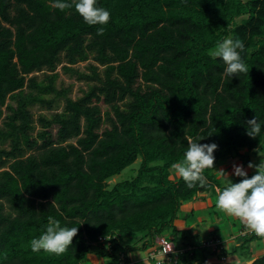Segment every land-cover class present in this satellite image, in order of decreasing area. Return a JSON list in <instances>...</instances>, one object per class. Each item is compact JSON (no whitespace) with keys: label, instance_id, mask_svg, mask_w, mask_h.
<instances>
[{"label":"trees","instance_id":"1","mask_svg":"<svg viewBox=\"0 0 264 264\" xmlns=\"http://www.w3.org/2000/svg\"><path fill=\"white\" fill-rule=\"evenodd\" d=\"M97 6L110 12L106 25H88L74 5L61 11L54 0H0V264H82L90 254L130 264V252L147 250L165 231L183 235L174 224L183 203L226 186L218 163L264 152V130L246 135L248 120L264 121V0ZM227 37L243 41L249 68L231 80L210 56ZM89 59L96 64L87 73L74 67ZM58 65L89 82L81 96L56 87ZM60 99L62 110L34 118L32 106L52 110ZM198 136L217 145L215 160L205 185L188 189L171 165ZM138 158L132 178L108 185ZM50 219L78 228L61 255L30 248ZM259 237L243 236L233 252ZM200 242L181 240L177 246H197L174 264H191L199 249L228 254ZM253 261L264 264V254Z\"/></svg>","mask_w":264,"mask_h":264},{"label":"clouds","instance_id":"2","mask_svg":"<svg viewBox=\"0 0 264 264\" xmlns=\"http://www.w3.org/2000/svg\"><path fill=\"white\" fill-rule=\"evenodd\" d=\"M57 9L63 11L73 5L76 12L88 25H106L109 22L110 12L97 6V0H54ZM98 31L102 32L103 28ZM244 49L242 40L227 37L218 43L211 51L212 58H219L225 65L224 75L227 78L238 76L241 73H248L249 68L241 57ZM264 130V121L256 117L247 121L246 135L255 138ZM203 136L193 139L184 152L183 159L171 165L174 173L183 179L188 189L197 185L203 186L206 177L203 172L206 168H213L215 157V143H198ZM249 168H255L256 172L250 178L242 165H235L233 175L241 177L239 182L233 183L228 179L226 186L221 190L217 189L218 196L216 207L225 213L234 216L245 223L246 226L257 236L264 237V161ZM77 227L61 226L60 222L50 219L46 229L30 241L32 252H44L61 255L66 252L72 244L73 237L76 236ZM246 264H254L248 259Z\"/></svg>","mask_w":264,"mask_h":264},{"label":"rangeland","instance_id":"3","mask_svg":"<svg viewBox=\"0 0 264 264\" xmlns=\"http://www.w3.org/2000/svg\"><path fill=\"white\" fill-rule=\"evenodd\" d=\"M88 63H95V62L92 59H89L87 61H83V62H79V63L75 64L74 67L79 69L80 71H84L87 73L89 71L87 69ZM99 69H101V66H99ZM57 71H58L59 75L56 79V87L57 88H61V87L70 88L69 96H71L72 98H77V97L81 96L82 92L85 89H87L89 82L78 80L74 75H70V74L64 72L61 68V65L57 66ZM43 72L45 73L47 71L46 70L38 71V72H35V74L38 76L39 79H41L43 77ZM62 108H63V100L60 99L54 104V107L52 110L45 109L43 107H40L39 105L32 106L31 110L33 112L34 118L36 119V117L39 114H44V115L49 116L51 112H53L55 110L60 111V110H62ZM0 124H1V122H0ZM36 126L38 128V124ZM245 152H246L245 149L241 150L242 154H244ZM250 159L251 160H248V158H244V156L239 157L237 154H232L230 156H227L224 160H222L220 163H218L217 168H216L217 175L222 177L223 183H226L228 181V179L232 181L238 177V176L233 175V170H234L235 165H242L244 170L246 171V173L254 172L256 169L254 167L249 168L248 164H249V162H251L253 165H255V164H259L260 162L264 161V152H260V153H258V155H254V154L250 155ZM139 163H140V158L136 159L132 164L125 167L120 173L111 177L108 180V185L112 186L114 183H116L118 181L132 178L137 172ZM171 177L177 178L178 175H176L173 172ZM216 190H217V188H216ZM207 193H209V192H207ZM208 195H210V193ZM211 195H212L211 196V198H212L211 202L213 203V205H210L211 207L209 206V207H205L203 209L200 208L199 210H201V211L195 212L193 214L189 213L188 215L184 214L180 209L179 216L188 218V222L194 221L196 223V229L198 227H201L202 225H205L202 223L210 222L211 223L210 225L219 226L222 231L227 232L229 227H230V221H229L230 219L228 218L229 216L227 215V213H225L224 211H222L216 207L217 196H215V194H211ZM198 216H202L203 221H200L198 219ZM217 219H220V221L218 223H216ZM201 232H202L200 234L201 237L202 236H209L208 235L209 232L206 231L204 226H203V229ZM206 238H208V237H206ZM124 240H125V243H131L134 241L133 238H127V237L124 238ZM179 240L180 239H178V236H177L176 237L177 243L174 241H172V242H174V244L177 245L180 242ZM139 244H140V242H139ZM88 257H89V259L84 261L82 264H100V263L102 264L103 263L101 257H99L98 255L90 254ZM210 262H214V261L212 260ZM193 264H203V263L201 260H199Z\"/></svg>","mask_w":264,"mask_h":264},{"label":"crops","instance_id":"4","mask_svg":"<svg viewBox=\"0 0 264 264\" xmlns=\"http://www.w3.org/2000/svg\"><path fill=\"white\" fill-rule=\"evenodd\" d=\"M258 155V154H257ZM250 159V155L249 158ZM209 193L207 192H201L196 195V197L189 202L183 203L181 206V211L184 214H193L195 212H199L200 208L203 209L205 207H209L210 205H213L211 202V194L208 195ZM215 196H218L215 194ZM211 207V206H210ZM229 217L230 221V227L227 232L222 231L219 226H212L210 225V222H205L202 224L201 227H198L196 229V223L194 221L188 222V218L181 217L179 216L177 219L174 221V224L176 226L177 230H181L183 232V235L181 234H176L173 235L171 234L170 231H165L163 234L166 235L169 239L172 241L176 242V237L178 236V239L185 240L191 243L197 244L199 241L206 240L209 238H218L221 241V245L227 252L228 254L220 257L218 255H213V254H208L204 250L199 249V251L194 254V257L191 259V264L201 260L203 264L214 261V262H221L223 264H231V263H241V262H246L248 259H253L255 257H258L262 254H264V237H259L251 240L246 244V248L243 250L235 251L233 252L234 248L239 245L241 238L243 236H250L251 233H253L245 223L241 222L240 219L231 216L227 214ZM198 219L200 221H203L202 216H198ZM232 219V220H231ZM220 219L216 220V223H218ZM215 223V224H216ZM206 229L208 231L209 236H200L202 233V229ZM223 233H222V232ZM184 236V237H183ZM208 237V238H206ZM177 243V242H176ZM219 246V247H220ZM130 264H152V262L147 258L148 256V251H140V250H135L132 251L128 254ZM89 259V258H88Z\"/></svg>","mask_w":264,"mask_h":264},{"label":"built area","instance_id":"5","mask_svg":"<svg viewBox=\"0 0 264 264\" xmlns=\"http://www.w3.org/2000/svg\"><path fill=\"white\" fill-rule=\"evenodd\" d=\"M109 237L99 236L97 242H105ZM221 245V241L218 238H210L202 240L199 247H205L210 251H217ZM197 245L177 246L166 235L161 234L156 237L155 244L148 248L149 260H152L153 264H174L178 257L184 253H188L196 248ZM120 264H126L121 262Z\"/></svg>","mask_w":264,"mask_h":264},{"label":"water","instance_id":"6","mask_svg":"<svg viewBox=\"0 0 264 264\" xmlns=\"http://www.w3.org/2000/svg\"><path fill=\"white\" fill-rule=\"evenodd\" d=\"M251 260H253V259H251Z\"/></svg>","mask_w":264,"mask_h":264}]
</instances>
